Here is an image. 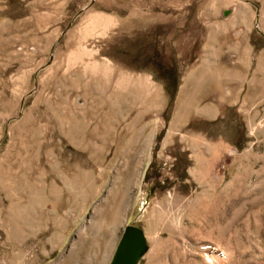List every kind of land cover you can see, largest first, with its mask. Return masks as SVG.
<instances>
[{
	"label": "rangeland",
	"instance_id": "1",
	"mask_svg": "<svg viewBox=\"0 0 264 264\" xmlns=\"http://www.w3.org/2000/svg\"><path fill=\"white\" fill-rule=\"evenodd\" d=\"M128 225L139 264H264V0H0V264H109Z\"/></svg>",
	"mask_w": 264,
	"mask_h": 264
},
{
	"label": "water",
	"instance_id": "2",
	"mask_svg": "<svg viewBox=\"0 0 264 264\" xmlns=\"http://www.w3.org/2000/svg\"><path fill=\"white\" fill-rule=\"evenodd\" d=\"M148 251L149 245L144 231L139 227L128 225L123 230L109 264H139Z\"/></svg>",
	"mask_w": 264,
	"mask_h": 264
},
{
	"label": "bare ground",
	"instance_id": "3",
	"mask_svg": "<svg viewBox=\"0 0 264 264\" xmlns=\"http://www.w3.org/2000/svg\"><path fill=\"white\" fill-rule=\"evenodd\" d=\"M100 19V20H99ZM104 26L103 28L107 29L109 26L112 25V21L111 18L109 17H94L91 21V28L87 30V33L90 34L92 32V30H94V28L96 26ZM93 28V29H92ZM93 33V32H92ZM89 52H87L86 50H80L77 53L73 54L72 56L69 57V63L70 65H75L77 63H83V57L88 55ZM85 71H89L92 74H101L104 77L110 75L111 73V68L108 65H98L96 63H90V64H86L84 66ZM117 85L121 88H133V89H137L142 90L146 84L144 83V81L142 80H133L131 77H125V76H121L119 78V80L117 81ZM213 247L211 246H204L201 250L203 251H207V250H216V249H212ZM214 252V251H213Z\"/></svg>",
	"mask_w": 264,
	"mask_h": 264
},
{
	"label": "trees",
	"instance_id": "4",
	"mask_svg": "<svg viewBox=\"0 0 264 264\" xmlns=\"http://www.w3.org/2000/svg\"><path fill=\"white\" fill-rule=\"evenodd\" d=\"M178 78L179 76L177 75L174 76L173 74H168L165 77L167 84H168L167 88H168V94L170 96V106L173 103L177 90H178V86H179Z\"/></svg>",
	"mask_w": 264,
	"mask_h": 264
}]
</instances>
